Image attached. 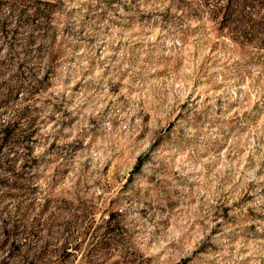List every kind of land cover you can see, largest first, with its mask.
I'll return each mask as SVG.
<instances>
[{
    "label": "rangeland",
    "instance_id": "obj_1",
    "mask_svg": "<svg viewBox=\"0 0 264 264\" xmlns=\"http://www.w3.org/2000/svg\"><path fill=\"white\" fill-rule=\"evenodd\" d=\"M0 264H264V0H0Z\"/></svg>",
    "mask_w": 264,
    "mask_h": 264
}]
</instances>
